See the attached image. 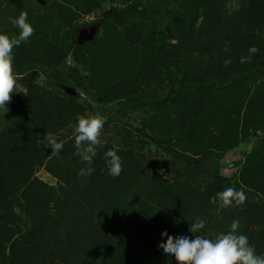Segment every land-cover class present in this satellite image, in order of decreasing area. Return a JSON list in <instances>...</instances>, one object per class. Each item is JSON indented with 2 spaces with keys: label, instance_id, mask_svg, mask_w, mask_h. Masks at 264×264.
<instances>
[{
  "label": "trees",
  "instance_id": "obj_1",
  "mask_svg": "<svg viewBox=\"0 0 264 264\" xmlns=\"http://www.w3.org/2000/svg\"><path fill=\"white\" fill-rule=\"evenodd\" d=\"M15 1L0 0L9 37L20 31L9 22L21 12ZM74 1L48 0L28 16L32 36L13 48L17 76L43 74L63 88L28 78L22 100L0 112V264H178L158 247L161 233L190 235L197 217L212 239L238 219L264 256V0H239L231 14L230 0H86L83 12L103 7L105 21L80 47ZM251 46L259 51L241 63ZM79 90L102 110L144 113L138 127L115 129L117 146H97L89 176L78 174L88 165L71 134L78 116H90ZM46 132L60 153L38 143ZM253 133L239 173L224 177L219 160ZM109 149L122 160L118 177ZM228 187L247 199L218 213L211 198Z\"/></svg>",
  "mask_w": 264,
  "mask_h": 264
},
{
  "label": "clouds",
  "instance_id": "obj_2",
  "mask_svg": "<svg viewBox=\"0 0 264 264\" xmlns=\"http://www.w3.org/2000/svg\"><path fill=\"white\" fill-rule=\"evenodd\" d=\"M239 0H230L227 5L228 12L239 11ZM9 22L17 27L19 35L9 37L0 34V108H6L7 103L16 92L17 75L13 66V48L26 41L34 33V28L28 22L27 12L21 11L17 18L9 17ZM227 52V45L224 47ZM249 55L241 57V63L250 62L255 53L259 51L256 46L249 48ZM225 66L231 64V60L224 61ZM75 127L76 155L80 156L88 167L82 168L80 176H89L93 173L91 167L96 156L97 146L101 144L100 136L105 124V117L99 113L90 116H78ZM38 143L43 147H51L54 154L60 153L63 143H58L52 133L46 132ZM118 149H109L105 153V160L109 175L118 177L122 172V160L117 154ZM219 199L224 207L243 205L247 199L242 190L228 187L211 198L215 204ZM206 227V221L197 217L195 222L189 225L190 235H169L167 230L161 233L167 236L166 242L162 241L158 247L168 256L174 257L178 264H264V256L257 255L255 247L249 243L246 235L239 234L240 221L233 220L227 233L218 234L215 239L210 238L202 230Z\"/></svg>",
  "mask_w": 264,
  "mask_h": 264
},
{
  "label": "rangeland",
  "instance_id": "obj_3",
  "mask_svg": "<svg viewBox=\"0 0 264 264\" xmlns=\"http://www.w3.org/2000/svg\"><path fill=\"white\" fill-rule=\"evenodd\" d=\"M86 0H76L74 3L76 5L74 6V9L77 10L78 13H81V19L79 18L80 24H82V27L85 26H92L99 24L100 29L99 32L102 29L103 21H105V15L103 13V7H98L96 10H91L88 14H85L83 12L84 9H86ZM16 5H14L15 8H18L21 11L27 12L30 9V13L27 16L30 15H36L39 14V12H42L44 9H46V5L48 0H17L15 1ZM115 6L117 8H121V6L117 3L111 5ZM110 6V7H111ZM14 7H8L7 9L14 11ZM94 7V6H93ZM106 12H109L111 8L108 6L105 8ZM16 13V12H15ZM18 13V11H17ZM98 22V23H97ZM81 27V28H82ZM80 28V29H81ZM73 64V62L71 61ZM81 72L86 73L84 69L81 70ZM30 79L31 81H35L36 83H39L44 86H50V80L47 79L43 74L37 75V73H30L26 77L23 76H17V85H16V92L12 94V99L14 101L22 100L26 89H25V82L26 79ZM55 84L51 82V88L57 87L58 85L61 89L63 86L58 81H54ZM58 88V87H57ZM71 89V87H69ZM59 89V88H58ZM79 93L81 96L82 102H87L90 105L88 106V112L89 115H95L99 113L103 117H105V124L103 126L100 140L101 143H112L115 146H117L116 140L119 138L116 135L115 129L121 126H129V127H138L139 122L142 121L144 113L141 111H128L127 113H116L113 109H116V107L113 108H102L99 106L98 97L91 96V93L85 92V91H78L73 93V95ZM10 103V102H9ZM8 105V103H7ZM6 105V108H0L1 113H6L8 106ZM7 123V122H6ZM72 135H76L75 129L71 133ZM258 138L257 133H253L249 137L247 136L246 139H242L240 143L231 151H227L224 153V155L219 160V166H220V172L224 177L233 179L240 170V163L242 164L244 162L245 156L251 151L252 147L256 143ZM147 149H149V146H147ZM38 176L43 179L45 182L50 184H55V180L44 170L40 171L38 173ZM224 208L222 202L218 200L217 205H215L216 212H221V210Z\"/></svg>",
  "mask_w": 264,
  "mask_h": 264
},
{
  "label": "water",
  "instance_id": "obj_4",
  "mask_svg": "<svg viewBox=\"0 0 264 264\" xmlns=\"http://www.w3.org/2000/svg\"><path fill=\"white\" fill-rule=\"evenodd\" d=\"M99 29H100L99 24L82 27L79 30L76 38L78 46L80 47L86 43L93 42L96 36L98 35Z\"/></svg>",
  "mask_w": 264,
  "mask_h": 264
}]
</instances>
